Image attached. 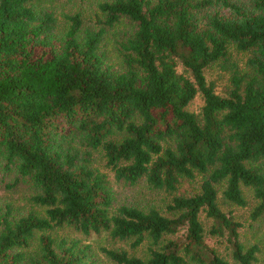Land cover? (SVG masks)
<instances>
[{"label": "trees", "instance_id": "1", "mask_svg": "<svg viewBox=\"0 0 264 264\" xmlns=\"http://www.w3.org/2000/svg\"><path fill=\"white\" fill-rule=\"evenodd\" d=\"M45 0H0V170L34 189L45 209L17 217L0 208V264H98L91 245L37 233L70 227L88 236L108 232L146 258L102 248L115 264H230L206 243L224 238L236 264H256L243 224L223 200L246 207L244 188L264 216V0H113L92 18L65 14L63 25ZM121 66L109 62L108 37ZM249 56L246 71L232 65L233 90L222 97L205 71L230 62V48ZM179 63L191 78L178 72ZM201 95V114L189 111ZM102 153L117 182L145 180L176 193L202 176L200 191L175 197L170 216L121 206L108 174L94 167Z\"/></svg>", "mask_w": 264, "mask_h": 264}, {"label": "rangeland", "instance_id": "2", "mask_svg": "<svg viewBox=\"0 0 264 264\" xmlns=\"http://www.w3.org/2000/svg\"><path fill=\"white\" fill-rule=\"evenodd\" d=\"M113 1V0H45L41 3L43 8L52 10L55 12L59 22L63 25V17L65 14L83 13L86 18H92L96 12L97 7L101 2ZM131 30L130 23L124 21L117 26L108 37L107 50L109 52V62L115 69H119L121 66V59L118 52L115 50L116 40L123 37ZM230 62L221 61L213 66L209 67L205 71L206 79L209 84H213L215 91L222 97H228L229 93L233 90V71L232 65H238L241 72L246 71V63L249 56L247 54L239 53L234 47L230 48ZM178 72L184 74L186 77L191 78V75L185 68L179 63ZM204 106V99L201 95H198L189 106V111L195 114H201ZM94 167L99 171L108 174L111 185L115 193L114 211L116 212L121 206H133L143 210L157 209L166 216H170L168 207L172 204L175 197H188L198 193L202 183V176H197L194 180H186L179 187L176 193H168L164 190L151 189L145 180H141L136 185L126 184L124 182H117L114 179L113 173L106 168V161L100 152H96L94 155ZM14 176L5 177L0 170V208H4L7 205H11L14 214L17 217L25 216L31 212H35L41 216L45 215V209L36 206L32 202V196L34 195V189L28 183H20L15 188H9V183H12ZM223 187L219 193V204L221 209L229 215H232L234 219L241 224L243 228L240 230L241 242L246 247L258 246L260 252L257 255L258 261L256 264H264V216L258 220L252 219V214L259 201L255 199L254 193L249 188H244V196L247 201L246 207H239L233 204L224 202L222 192ZM201 220L205 226L206 243L214 249L221 257L230 262V264H236L232 258V252L230 246L227 244L224 238L212 237L209 235L211 230L212 221L206 219L205 214L201 216ZM49 235L57 241L63 239L77 240L83 245L89 244L93 248L95 257L98 260V264H115L109 258H107L102 252V248H108L116 251L126 250L132 255L146 258L149 253L150 241H146L142 246L137 249H132V241H119L114 240L108 232L101 234L84 235L73 228L63 227L50 231L48 233H37L30 252H36L39 250V239L41 235ZM189 264H195L190 262Z\"/></svg>", "mask_w": 264, "mask_h": 264}]
</instances>
